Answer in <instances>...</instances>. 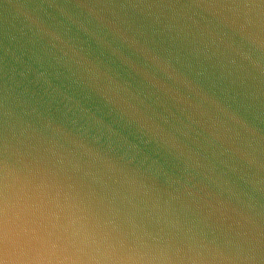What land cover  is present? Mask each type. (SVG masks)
<instances>
[{
    "label": "water",
    "instance_id": "water-1",
    "mask_svg": "<svg viewBox=\"0 0 264 264\" xmlns=\"http://www.w3.org/2000/svg\"><path fill=\"white\" fill-rule=\"evenodd\" d=\"M58 229L84 264H264V0H0V264Z\"/></svg>",
    "mask_w": 264,
    "mask_h": 264
},
{
    "label": "clouds",
    "instance_id": "clouds-1",
    "mask_svg": "<svg viewBox=\"0 0 264 264\" xmlns=\"http://www.w3.org/2000/svg\"><path fill=\"white\" fill-rule=\"evenodd\" d=\"M58 237L45 238L41 247L25 264H84L77 259V249L67 229L59 230Z\"/></svg>",
    "mask_w": 264,
    "mask_h": 264
}]
</instances>
